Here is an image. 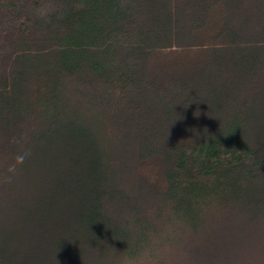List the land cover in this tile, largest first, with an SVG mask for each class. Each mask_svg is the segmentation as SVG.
<instances>
[{
    "label": "trees",
    "instance_id": "obj_1",
    "mask_svg": "<svg viewBox=\"0 0 264 264\" xmlns=\"http://www.w3.org/2000/svg\"><path fill=\"white\" fill-rule=\"evenodd\" d=\"M161 220L264 264V0H0V264H114Z\"/></svg>",
    "mask_w": 264,
    "mask_h": 264
},
{
    "label": "clouds",
    "instance_id": "obj_2",
    "mask_svg": "<svg viewBox=\"0 0 264 264\" xmlns=\"http://www.w3.org/2000/svg\"><path fill=\"white\" fill-rule=\"evenodd\" d=\"M114 249V264H190L191 257L185 239L177 225L161 220L157 225L140 231Z\"/></svg>",
    "mask_w": 264,
    "mask_h": 264
}]
</instances>
